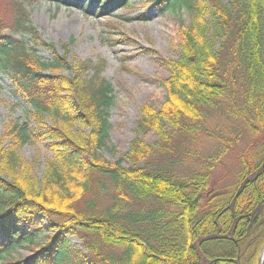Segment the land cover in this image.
<instances>
[{"label": "trees", "instance_id": "obj_1", "mask_svg": "<svg viewBox=\"0 0 264 264\" xmlns=\"http://www.w3.org/2000/svg\"><path fill=\"white\" fill-rule=\"evenodd\" d=\"M88 1L101 13L130 5ZM155 1L162 10L185 7L193 19L206 9L210 21L184 29L181 58L169 63L166 100L158 110L144 106L138 121V131L159 138L150 144L137 136L123 154L129 166L100 154L108 147L114 102L101 67L91 61L72 66L56 51L41 60L27 40L54 45L42 39L22 5L6 24L0 15V69L38 124L33 130L11 122V143H0V264H259L264 139L254 136L264 129V0ZM16 31L29 38H16ZM61 68L73 75L45 73ZM217 114L254 135L239 154L234 182L220 193L211 170L240 136L213 129L210 118ZM46 115L53 123L39 127ZM76 125L89 133L74 132ZM201 134L217 138L221 148L201 156V169L183 167L190 154L198 156L191 146ZM36 137L47 138L52 150L40 186L20 153ZM25 245L37 247L29 258L7 257Z\"/></svg>", "mask_w": 264, "mask_h": 264}, {"label": "rangeland", "instance_id": "obj_2", "mask_svg": "<svg viewBox=\"0 0 264 264\" xmlns=\"http://www.w3.org/2000/svg\"><path fill=\"white\" fill-rule=\"evenodd\" d=\"M74 1L76 0L62 3L58 0H0V15L6 24L19 16L22 5L42 39L52 43L54 49L42 45L37 47L27 40V33L16 31L14 35L18 39L27 40L28 46L37 51L36 55L41 60H50L56 51L59 56L66 57L72 66L91 61L101 67V76L113 87L114 102L108 114L111 125L108 147L103 148L100 154L109 163L121 159L124 166H129L123 159V154L129 150L131 142L137 136L150 144H154L159 138L154 131H138L141 109L151 106L158 110L165 102V81L171 74L169 63L181 58L184 29L203 18L209 24L210 13L205 9L203 17L193 19L192 12L187 8L162 10L155 0H130L129 6L101 13L98 5H92L88 0H82L81 5ZM10 32L9 29L4 30V33ZM73 72L72 68L45 70L46 74L51 75L69 76ZM92 75L93 71L90 70L89 77ZM14 121L27 123L33 130L38 126L32 108L23 95L16 91L11 78L0 69L1 145L11 143L8 126ZM210 122L213 129L222 135L234 137L232 132H235L240 136L230 146L222 162L211 170V182L215 189H220V193L234 182L239 154L254 135L248 134L241 123L235 121L230 124L221 114L211 117ZM52 123V117L46 115L40 119L39 127ZM73 130L82 131L86 135L89 133L87 126L76 125ZM258 136L261 137L254 138L259 143L264 139V129ZM191 147L197 151L198 156L190 154L187 161L183 162V167L194 166L201 169V156L214 155L221 145L217 138L201 134ZM20 153L23 162L33 171L32 181L40 186L46 162L52 155L50 141L45 137H36L26 143ZM2 178L9 180L6 175ZM72 243L80 245L77 238H73ZM36 250V245H25L16 247L6 255L11 260L27 259Z\"/></svg>", "mask_w": 264, "mask_h": 264}, {"label": "water", "instance_id": "obj_3", "mask_svg": "<svg viewBox=\"0 0 264 264\" xmlns=\"http://www.w3.org/2000/svg\"><path fill=\"white\" fill-rule=\"evenodd\" d=\"M260 264H264V257L261 258Z\"/></svg>", "mask_w": 264, "mask_h": 264}, {"label": "bare ground", "instance_id": "obj_4", "mask_svg": "<svg viewBox=\"0 0 264 264\" xmlns=\"http://www.w3.org/2000/svg\"><path fill=\"white\" fill-rule=\"evenodd\" d=\"M264 257V253H263V255H262V258Z\"/></svg>", "mask_w": 264, "mask_h": 264}]
</instances>
